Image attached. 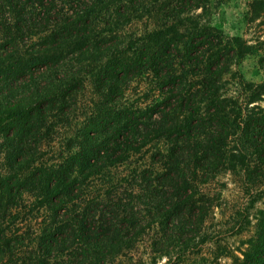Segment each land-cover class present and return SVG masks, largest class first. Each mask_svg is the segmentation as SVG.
Masks as SVG:
<instances>
[{
    "label": "trees",
    "instance_id": "trees-1",
    "mask_svg": "<svg viewBox=\"0 0 264 264\" xmlns=\"http://www.w3.org/2000/svg\"><path fill=\"white\" fill-rule=\"evenodd\" d=\"M215 1L0 0V264H111L149 235L181 261L207 241L200 184L238 170L256 229L232 264H264V75L236 67L264 70V40L206 20Z\"/></svg>",
    "mask_w": 264,
    "mask_h": 264
},
{
    "label": "rangeland",
    "instance_id": "rangeland-1",
    "mask_svg": "<svg viewBox=\"0 0 264 264\" xmlns=\"http://www.w3.org/2000/svg\"><path fill=\"white\" fill-rule=\"evenodd\" d=\"M253 0H216L209 10L206 20L221 27L226 34L247 39L250 43L264 40V14L261 18L251 21L248 17L249 4ZM144 22L137 23L133 29L140 31ZM240 68L247 79L259 82L263 79L264 70L260 67L255 55L248 56L236 66ZM138 87V88H137ZM146 89L142 82L137 86L131 85L129 96L131 99L141 97ZM94 98L93 90L87 87L79 102L77 116H82ZM149 159L150 152L141 153L127 163L114 170L118 175L125 174L131 166L142 160ZM202 195L209 199L211 208L202 226L207 237L206 242L198 238V246L190 249L181 260L168 261L167 257L158 259L155 264H232L234 256H241L247 245L246 241L255 233L256 208L250 207V194L246 192V179L243 171L221 172L200 184ZM256 202V207L263 205ZM249 214L248 219L245 213ZM151 236L140 241L127 255L111 264H154V252L151 249Z\"/></svg>",
    "mask_w": 264,
    "mask_h": 264
}]
</instances>
